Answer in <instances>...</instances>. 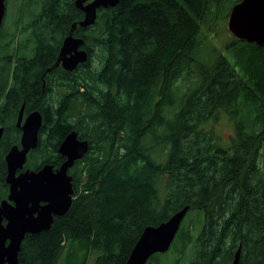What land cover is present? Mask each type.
Segmentation results:
<instances>
[{
    "label": "trees",
    "instance_id": "1",
    "mask_svg": "<svg viewBox=\"0 0 264 264\" xmlns=\"http://www.w3.org/2000/svg\"><path fill=\"white\" fill-rule=\"evenodd\" d=\"M229 1L101 8L74 31L90 58L73 71L48 68L84 18L76 0L20 2L13 31L0 29V122L27 99L54 144L71 130L90 143L71 208L26 236L20 264H59L67 247L65 264H126L146 226L187 205L204 214L191 264H233L240 246V264H264V46L234 36L222 50L203 28ZM44 81L67 86L66 108L47 102ZM222 114L235 125L226 146L208 127ZM191 229L182 223L171 248L183 252ZM76 241L93 263L77 262Z\"/></svg>",
    "mask_w": 264,
    "mask_h": 264
},
{
    "label": "water",
    "instance_id": "2",
    "mask_svg": "<svg viewBox=\"0 0 264 264\" xmlns=\"http://www.w3.org/2000/svg\"><path fill=\"white\" fill-rule=\"evenodd\" d=\"M120 2L121 0H76L75 4L83 11L84 18L72 25L69 35L63 40L56 62L48 71L59 66L73 71L86 63L90 58L89 51L85 47V38L74 35L76 27L79 25L87 28L93 25L99 9L116 7ZM6 13L7 0H0V29ZM228 27L235 37L264 46V0H241L234 4ZM24 106L21 108L19 124L22 122ZM42 124V113L33 111L22 126L23 148L14 146L7 156V182L11 185L9 197L15 202V206L4 200L0 208V264H20L19 254L26 234L49 230L54 221L53 214L64 215L69 210L72 203V184L68 170L90 148L88 140L79 139L78 132L72 131L60 146V151L67 156V160L57 173L53 172L50 165H46L37 172L26 170L17 175V170L23 168L27 161L29 150L38 145ZM1 132L2 129L0 136ZM41 200L47 204L40 205ZM190 207H183L158 225L146 226L126 264H147L153 255L169 251ZM3 217L9 218L7 225L2 224ZM240 257L241 246L233 264H240Z\"/></svg>",
    "mask_w": 264,
    "mask_h": 264
},
{
    "label": "flooded vegetation",
    "instance_id": "3",
    "mask_svg": "<svg viewBox=\"0 0 264 264\" xmlns=\"http://www.w3.org/2000/svg\"><path fill=\"white\" fill-rule=\"evenodd\" d=\"M59 67H62V66H59ZM67 90L68 88L65 84H62L61 86L53 85V86H49L48 88H46V81H44L42 94H44L45 97H47L46 98L47 102L51 101L54 104V106L60 104L61 107L66 108L67 103H68V95L70 93V92L67 93ZM60 95L62 96L60 97ZM26 104H27V99H23L22 104L17 108V110H15L16 112L14 115V119L8 120L7 122L5 121L0 122V129H2L1 136H0V208L4 200L8 201V203L11 206H15V202L11 200L9 197L11 193V185L7 182V175H8L7 156L9 155L10 151L13 149L14 146H18L20 149L23 148L22 137L24 134V130L22 126L25 123L27 117L33 111L38 110V109L28 110L26 107ZM23 105L25 106H24V112L22 115V122L19 124L20 112H21V108ZM43 123H44V116H43ZM44 129L45 128H43V124H42V127L39 130L38 145L37 147L31 148L29 150L27 154V161L24 164L23 168H20L17 170V175H19L22 172H25L26 170H32V171L37 172L46 165H50L52 167L53 172L57 173V171L61 168L63 163L67 160V156L60 151V146L69 133H71L72 131H77V130H71L70 132H68V134H66L63 138H61L60 141H55L56 143L54 144V139H56L55 135L52 136L51 131L47 132L48 130L46 129L44 130ZM79 139L87 140V139L80 138V137ZM30 161H32L33 164H30ZM78 161L79 160H77L74 163V165L71 166L68 170V175L71 177V184H72L71 206L75 198ZM46 204H47L46 201L44 200L40 201V205L43 206ZM37 215L38 213L36 212L35 216ZM64 215L53 214V217H54L53 224L57 217H61ZM8 223H9V218L3 217L2 224L7 225ZM28 234H36V233H28ZM28 234H26V236ZM8 243H9V239L7 241V244Z\"/></svg>",
    "mask_w": 264,
    "mask_h": 264
},
{
    "label": "rangeland",
    "instance_id": "4",
    "mask_svg": "<svg viewBox=\"0 0 264 264\" xmlns=\"http://www.w3.org/2000/svg\"><path fill=\"white\" fill-rule=\"evenodd\" d=\"M21 1L22 0H7V13L5 16L4 24L6 25L8 32L13 31L14 29L13 21L16 20ZM234 2L235 0H230L222 9H220V11L216 9L213 18L218 20L212 22L213 19H210L209 24H211L210 26L212 27L207 28L206 25L203 27L206 28L208 34H211L212 40L222 50H224L225 45L228 42L232 41V39L234 38V34L229 30L228 27L229 18H225L227 15L226 13L228 12V10H231ZM216 15L220 16L221 19H219V17H215ZM210 29H212L213 31H210ZM210 126L213 127L216 134L219 136L221 144L226 146L231 142V139L235 134V125L234 122L229 118V116L222 114L217 120L211 121V123L208 124V127ZM30 164H33V162L30 161ZM187 224H191L192 226L190 232L193 234V240L187 245L183 252H178L177 245L174 244L169 251L162 255V264H173L175 262H177V264H191V261L195 254L197 238L204 226L203 212L198 209L190 211L183 221V226H187ZM84 245L85 244L81 243L80 241H76L71 244L72 247L77 246L76 248L78 250L76 252V260L79 263L83 261L84 257L88 256L90 258V256L92 255L89 254V250L83 247ZM68 248L69 247H67V250L64 252V255L59 261V264H65L64 256L66 255ZM89 260V263H93L94 256H92ZM153 261L150 264H152Z\"/></svg>",
    "mask_w": 264,
    "mask_h": 264
}]
</instances>
